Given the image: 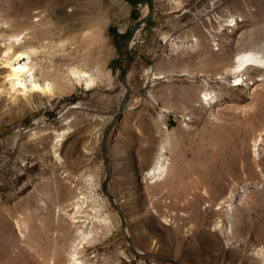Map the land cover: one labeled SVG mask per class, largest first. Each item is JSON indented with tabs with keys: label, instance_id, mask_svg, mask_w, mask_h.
Instances as JSON below:
<instances>
[{
	"label": "rangeland",
	"instance_id": "obj_1",
	"mask_svg": "<svg viewBox=\"0 0 264 264\" xmlns=\"http://www.w3.org/2000/svg\"><path fill=\"white\" fill-rule=\"evenodd\" d=\"M151 2L152 13L133 35L126 76L125 107L131 108L123 112L137 114L133 123H139L129 154L134 159L127 166L113 158L106 183L132 247L150 253L139 256L100 192L99 139L122 95V41L145 0H0V14L36 27L39 79L66 77L82 57L84 67L101 70L91 87H57L55 97L35 95L29 103L12 102L0 85V264H69L63 251L77 227L90 225L93 212L87 200L70 218L81 193L95 196L113 224L83 245L84 264H264V65L248 66L237 79L229 71L238 53L264 49V0ZM107 4L100 38L85 44L81 28ZM164 35L172 39L163 41ZM193 37L194 49H172L173 42L187 46ZM148 69L160 75L151 81ZM3 76L0 63V83ZM120 129L132 138L130 128ZM90 136L93 150L87 148ZM165 137L172 170L149 185L146 158H155ZM16 220L25 226L18 229Z\"/></svg>",
	"mask_w": 264,
	"mask_h": 264
},
{
	"label": "bare ground",
	"instance_id": "obj_2",
	"mask_svg": "<svg viewBox=\"0 0 264 264\" xmlns=\"http://www.w3.org/2000/svg\"><path fill=\"white\" fill-rule=\"evenodd\" d=\"M169 2L178 5L180 0H169ZM108 5L109 4L104 5L103 7L99 8V12H97L96 15L94 16L95 17L94 20L87 23V25H85L83 29L81 28L80 38L82 42L85 41L84 42L85 44L94 43L96 40L98 41V39L100 38V35H101L100 33H102L101 32L102 27L107 25L109 21V18L107 15ZM145 9H146V6L144 7L142 14L144 13ZM60 13H61V10H58L57 16ZM60 15H63V13ZM74 15L75 14H73L72 16ZM58 18L60 19V17ZM43 21H44L43 26H44V37H45L46 32H47L46 24L49 21L48 20L45 21V19ZM23 22L24 20H22V18L19 16L16 17L14 20H12L6 17L4 14H0V47L2 48L0 50V56H1L0 63L4 67V76L2 78L0 85L2 87L1 90H4L5 93L9 94V96L12 99V102L14 101L15 98H21L23 99L24 103H29L30 100H32L33 96L35 95L42 96L45 99H51L55 97V92L57 90L71 87L74 84H83L85 87H88L89 85L93 83V81L96 78L99 77V75L101 74V70L98 69L97 66H95L92 69H88L86 68V66L84 67L83 65L86 62L82 59L83 58L82 57L80 58L81 61H79V63L72 64V66H70L66 77H61L59 80H57L58 78L52 79L48 77L46 78L44 76V78L39 79L38 76L36 75V70L38 69L37 68L38 65L35 61V54L37 53L36 51L38 50H37V47L34 46L32 43V41L36 38V32H35L36 27L34 24L30 23L29 25H26L24 24L25 22L24 23ZM169 39H172V38L165 36V35L162 36L163 41H168ZM131 42L132 40L130 41V44ZM197 42H198L197 39L193 37L189 45L187 44V46H184L183 44L177 45V43L173 42L171 47L174 51L175 50L177 51V49L179 48H183V49L186 48L187 50H192L197 46L198 44ZM64 44H65L64 41L59 42L57 45H55L56 50L62 52V48ZM48 46H47V43L44 42V48H43L44 49V72L47 71V69L50 67V64L48 63L49 60H47L48 58L47 56L49 53V51L47 50L49 48ZM86 59L88 60L89 57H87ZM251 65H258V66L264 65V49L261 51L249 49V50H245L243 52L238 53L237 58L234 61V64L232 66L233 69L229 71L233 74L234 78L237 79L238 76L242 75L241 71L245 70L248 66L251 67ZM159 75H160V72L154 69H148L147 77L149 80L152 81L153 78H156ZM57 87L61 89H57ZM207 95H208V92L204 93L203 97ZM63 133L64 131L56 133L55 142L57 141L60 142L63 136ZM170 143L171 142L167 137L162 139V141L159 144L157 153L155 155V158L153 159L152 164L144 173V179L147 181L149 185H154V184H158L162 182L172 170L171 169L172 166L170 163L171 160L165 153V150L168 148V146L170 148ZM253 145L255 146V144ZM53 153H54V157L57 158L58 155L55 153V151H53ZM88 178L89 180H91L90 175H88ZM88 184L92 185L90 183ZM79 191L78 193L81 192ZM85 194L83 193L77 194L76 196L77 200L74 203L72 207V212L69 213V216L70 218H74V215H76L75 213H78L81 210V206L85 204L87 200L92 201L90 204V210L92 209L93 212L92 214H89V217H88V222L90 225L87 226L83 224L82 226L77 227L75 234L70 239L71 242H70L69 248L63 251L65 253L66 260L69 261V264H84L82 260L86 261V259H84L82 255L83 245L91 243L94 240H98L97 239L98 237L104 236L105 234L109 233L113 225L111 223V219H109L107 214L101 213V210L100 211L98 210V205H96L97 202L94 204V201H96L95 200L96 198L94 199L93 197L95 196H92L89 193H87L89 195L87 194L85 195ZM85 207H86V204H85ZM22 221L20 220L15 221V225L17 228L19 227L20 224L23 223ZM92 222L93 223L96 222V224L98 223L100 226L93 227ZM125 232L127 233L126 230Z\"/></svg>",
	"mask_w": 264,
	"mask_h": 264
},
{
	"label": "water",
	"instance_id": "obj_3",
	"mask_svg": "<svg viewBox=\"0 0 264 264\" xmlns=\"http://www.w3.org/2000/svg\"><path fill=\"white\" fill-rule=\"evenodd\" d=\"M145 6H146V9H145L144 13L142 15H139L129 25V30L123 38L122 45H123V49H124L125 59H124V62L122 64V66L120 67L119 72L117 74L118 81L123 87L122 95H121V99L119 100V102L116 105V109L114 110L111 118L108 120L106 125L102 128L100 139H99L100 159H101L102 166H103V177H102V180L99 184L100 192L103 195H105L109 204L116 210L117 215L119 217L120 230L123 233V236H124L126 242L128 243L130 251L133 254L139 255V256H147V255H150V253L142 252V251L136 250L135 248L132 247L131 241L129 240L127 233L125 232V229H124V219H123V215L121 213V210L119 208V205L117 204V202L113 198V196H111V194L106 189V183H107V180L109 177V168H108V164H107V160H106L105 147H106L107 133L109 132L113 123L115 121H117V119L120 117V115L124 111L125 104L129 99V85L126 82V76H127V68H128L129 62H130V41L132 40L135 32L144 23V21L149 18L150 14L152 13L153 4H152L151 0H145ZM169 262L175 264V262L173 260H169Z\"/></svg>",
	"mask_w": 264,
	"mask_h": 264
},
{
	"label": "crops",
	"instance_id": "obj_4",
	"mask_svg": "<svg viewBox=\"0 0 264 264\" xmlns=\"http://www.w3.org/2000/svg\"><path fill=\"white\" fill-rule=\"evenodd\" d=\"M130 108H131V106H127V107L124 108V111H125V109H130ZM136 116H137V114H127V112H122L120 117L117 119V121H115L113 123L112 127L110 128L109 132L107 133L105 151H106V160H107V164H108V168H109V173L111 171V161H112L113 158L115 160H117V163L123 161L122 163L126 164L127 166H132V164L130 163V160L132 161L134 159V155H130L129 156V154H130L131 150L132 151L134 150V148H135V146L137 145V142H138L136 140L135 133L137 132L136 129H139V123L138 124H134L133 123V121L135 120ZM129 124H130L129 127L123 126V125H129ZM119 126L120 127H124L126 129L130 128L132 130V133H133L132 138H129V136L127 134H125L127 131H125V129L121 130ZM148 132L151 133V128H149ZM91 140H92V138L90 136V141L87 144L88 150L89 149L90 150L94 149V144H95L96 140L95 141L94 140L91 141ZM85 142H86L85 140H83L81 142V144H80V149L81 150H82V145ZM158 143H159V141H158ZM158 143H157V145H158ZM156 148H157V146H156ZM170 148H171V146H170ZM170 148L168 146V148L165 150V153L167 154V156L169 158H170V150H169ZM89 154H90V152L88 151V159H90V155ZM153 156L152 157L148 156L146 158L147 159L146 160L147 161V165H146L145 168L150 167V165L153 162V160H152ZM91 158H93L92 155H91ZM107 184H106V188H107Z\"/></svg>",
	"mask_w": 264,
	"mask_h": 264
}]
</instances>
